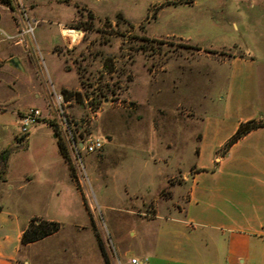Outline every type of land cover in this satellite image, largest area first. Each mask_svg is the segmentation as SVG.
Masks as SVG:
<instances>
[{
  "label": "rangeland",
  "instance_id": "obj_1",
  "mask_svg": "<svg viewBox=\"0 0 264 264\" xmlns=\"http://www.w3.org/2000/svg\"><path fill=\"white\" fill-rule=\"evenodd\" d=\"M184 1L0 3V202L9 199L36 220H56L59 233L50 249L80 230L85 246L88 233L97 235L108 261L117 264L113 243L126 237L131 213L152 215L155 204L186 188L203 117L249 114L242 107L249 101L251 70L203 57H257L264 42V7L257 4L262 0ZM62 28L77 30V38L62 35ZM12 58L22 70L9 65ZM59 85L66 87L59 90L67 102L62 114L54 99ZM26 108L42 117L22 135L17 119ZM67 129L74 138L99 137L102 149L79 162L68 147ZM98 189L131 202L100 209L93 198ZM88 248V258L79 252L74 260L52 253V264H98Z\"/></svg>",
  "mask_w": 264,
  "mask_h": 264
},
{
  "label": "crops",
  "instance_id": "obj_2",
  "mask_svg": "<svg viewBox=\"0 0 264 264\" xmlns=\"http://www.w3.org/2000/svg\"><path fill=\"white\" fill-rule=\"evenodd\" d=\"M257 4L264 7V0ZM65 32L62 28L61 34ZM73 32L77 37L79 32ZM203 58L251 70L250 82L246 83L249 101L242 107L249 114L226 112L221 116L203 117L202 128L195 134L192 173L184 179L186 188L173 190L171 198L155 204L152 215L131 213L126 237L114 236L113 255L117 264H130L132 258L145 264H264V125L232 143L223 155L217 154L239 124L248 120L264 121V42L257 57L249 52H231L224 59ZM62 88L66 89L59 85L54 93ZM67 177L69 179V172ZM72 187L73 196L84 212L81 195L74 185ZM6 188L12 189L9 185ZM129 192L140 194L138 190ZM59 195L60 191L53 194ZM126 197L112 199L100 189L93 196L96 205L103 210L121 208L120 204L131 202ZM11 203L9 199L0 202V264H18L19 260L21 264H52L56 256L66 255L74 260L79 252L88 258V246L96 262L104 264L94 236L88 233L85 246L81 241L82 232L77 229L51 249L52 242H49L59 231L21 244V232L36 217L24 216ZM144 203L139 204V209L144 208ZM126 209L133 211L137 207L127 206ZM52 253L57 254L54 257ZM109 264H114L112 258Z\"/></svg>",
  "mask_w": 264,
  "mask_h": 264
},
{
  "label": "trees",
  "instance_id": "obj_3",
  "mask_svg": "<svg viewBox=\"0 0 264 264\" xmlns=\"http://www.w3.org/2000/svg\"><path fill=\"white\" fill-rule=\"evenodd\" d=\"M192 0H185L184 3L188 4L191 3ZM0 3L11 8V0H0ZM154 16V13L153 15ZM198 49V48H197ZM66 95L69 94V92H66L65 89L62 90ZM72 95H74L76 98H79V93L74 92ZM68 99V97H66ZM67 101V100H66ZM264 125V121L258 120V121H252L248 120L244 123H241L238 125L237 129L235 130V133L229 138L227 143L224 144L223 148L229 147L232 143H236L242 136L247 134L249 131H253L259 127H262ZM57 149L61 157H63V160L66 161L68 158L66 148L64 146V143L59 141L58 139L55 140ZM3 154L0 155V163L3 161ZM71 171V170H70ZM59 230V224L55 221H43V219H37L32 218L29 221V224L23 232H21L20 236V242L21 244H29L34 241L40 240L42 238H45L53 233H56ZM95 236V240L99 249V255L103 261L104 264H109L106 251L99 241V238L97 235Z\"/></svg>",
  "mask_w": 264,
  "mask_h": 264
},
{
  "label": "built area",
  "instance_id": "obj_4",
  "mask_svg": "<svg viewBox=\"0 0 264 264\" xmlns=\"http://www.w3.org/2000/svg\"><path fill=\"white\" fill-rule=\"evenodd\" d=\"M32 28L33 26H29L28 28L25 30V33H29V35L32 33ZM54 99H55V103L57 105V107L59 108L61 114V104L65 103L64 97L61 93H54ZM89 113L90 115L97 114V110L95 109H89ZM41 113L38 109L36 108H29V109H25L22 112H20L18 114V125H19V131L22 135H26L28 129L36 124L38 122L39 119H41ZM63 118V122H64V126H66L65 123V119L64 116L62 115ZM67 128V126H66ZM68 130V129H67ZM68 134H69V139H67V144L68 147L71 151V153L73 154V156L75 157L76 160H78L80 162V158L83 157L84 155H89L92 153H96L99 150L102 149L103 144L101 142V139L99 137H95V136H82L79 138H74L69 130H68ZM130 264H145L144 262H138L135 258L130 259ZM227 264V263H225Z\"/></svg>",
  "mask_w": 264,
  "mask_h": 264
},
{
  "label": "water",
  "instance_id": "obj_5",
  "mask_svg": "<svg viewBox=\"0 0 264 264\" xmlns=\"http://www.w3.org/2000/svg\"><path fill=\"white\" fill-rule=\"evenodd\" d=\"M9 65L16 70H22L21 65L19 64V61L17 58L11 59V61L9 62Z\"/></svg>",
  "mask_w": 264,
  "mask_h": 264
},
{
  "label": "bare ground",
  "instance_id": "obj_6",
  "mask_svg": "<svg viewBox=\"0 0 264 264\" xmlns=\"http://www.w3.org/2000/svg\"><path fill=\"white\" fill-rule=\"evenodd\" d=\"M64 35L67 37H70V39H72V41L75 40V38H77L76 34L73 31H67L64 33Z\"/></svg>",
  "mask_w": 264,
  "mask_h": 264
}]
</instances>
